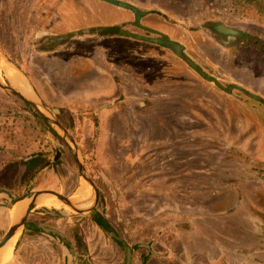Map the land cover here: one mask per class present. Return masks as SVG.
Returning a JSON list of instances; mask_svg holds the SVG:
<instances>
[{
	"label": "rangeland",
	"instance_id": "obj_1",
	"mask_svg": "<svg viewBox=\"0 0 264 264\" xmlns=\"http://www.w3.org/2000/svg\"><path fill=\"white\" fill-rule=\"evenodd\" d=\"M118 1L145 13L141 25L183 45L203 73L219 82L203 80L168 49L130 38L85 35L58 53L40 50L53 33L98 26L124 24L145 35L133 27L128 9L103 0H0V57L37 88L46 107L63 109L57 119L100 193L93 214L38 206L13 238L5 264H126L127 249H135L131 264H264V104L227 88L264 100V23L234 14L224 0ZM208 24L257 42L226 47L210 35ZM136 50L142 59L132 56ZM132 66L146 73L135 74ZM117 75L151 77L154 88L164 76V99L155 102L164 111L139 124V136L107 124V111L94 116L119 94L87 100L83 93L85 82L98 91L97 84L108 87L104 78ZM23 107L0 88V168L11 164L0 186L11 192L0 197V241L21 202L15 200L29 192H83L82 208L95 198L64 140L34 112L22 114ZM34 154L40 162L25 167L18 179ZM23 201L15 212L19 219L30 199ZM95 215L106 219L119 244L99 229Z\"/></svg>",
	"mask_w": 264,
	"mask_h": 264
},
{
	"label": "flooded vegetation",
	"instance_id": "obj_2",
	"mask_svg": "<svg viewBox=\"0 0 264 264\" xmlns=\"http://www.w3.org/2000/svg\"><path fill=\"white\" fill-rule=\"evenodd\" d=\"M132 13L135 18V20L133 21V27L142 30L145 33V35H139L137 31L135 32L127 31L125 27L126 25L124 24L111 25V26H98V27H93L87 30L77 31V32L53 33L51 37H47L43 39V41L40 43V50L47 54L52 55V54L58 53L59 50L62 47L66 46L74 37H83L85 35H90L92 37H98V38H111V37L130 38L132 39V41H137V42H141L146 45H149V46H156L161 49L165 48V49L172 51L169 47L164 46L163 44L164 40H169L166 37H164V33H160V31L156 29L148 28L140 24L141 20L146 15L145 13H143L142 11H138L139 13L138 17H137L136 12L132 11ZM221 27H226V26L212 25V24L207 25V30L210 33V35L221 45L231 48V47H239L240 45H245L247 42H250V41H256V39L252 38L246 33H242L241 31H238L230 27H226L228 28V31H224L221 29ZM181 46L183 47V45ZM183 52L185 54L184 47H183ZM140 54L141 53H138V51L136 50V52H134L132 56L133 57L139 56L142 59V55ZM177 57L180 58L179 56ZM189 66H191L198 74H200V77H202L203 80L209 81L213 83L214 85L218 84L219 82L218 78L212 77L210 79L208 75H206V73H203L202 68L196 65L194 62H193V65H189ZM137 67H139V69L144 68V66L142 65L137 66ZM137 67L132 66V69H136L135 74L138 73L140 75V73H146V71H139ZM64 71L66 72V70ZM87 72H89V70ZM150 73H151V70H150ZM96 78L97 76L93 77L92 82ZM150 78L151 77L138 76V75L124 76V77L117 75V78L115 76L114 77L112 76L111 78L107 77V78H104V80L107 81L108 87L100 83V84H97L98 91H95V90H92L94 86L90 87L89 85V83L91 82H88V83L85 82L88 85L84 86L83 93H87L88 95L86 96L87 100L90 99L89 96H91V98L99 97V96L100 97L102 96L104 98L106 97L109 98L112 94H115V93L119 94V96L113 100V105H111L112 101L110 104H107V103L101 104L99 106L98 111L94 112V116L96 115L98 116L99 113L102 111H107L109 112L107 114L109 116L107 119V124L117 125L118 127L120 126L128 127V129L132 131L134 135L139 136L141 133H136V131L141 132L139 124L142 125L145 120H151L152 119L151 117L164 111V110H161V109H164V107H161L162 104L161 105L155 104L157 100L164 99V76L160 77L162 81L157 82L155 88L152 86L153 79L149 80ZM33 88L35 91H37L36 90L37 88L34 85H33ZM227 88L229 91H231L232 88H236L240 91L243 90V89H240L239 87H234L233 85H230ZM153 89L155 91H152ZM21 101L23 102L25 107L26 106L28 107V110L25 107L22 108V114H24L25 112H28V114L31 115V112L32 113L34 112L36 117L39 116V114L36 112V110L31 105L27 104L23 100ZM59 111L61 115L63 112V109H59ZM102 124H104V122H102ZM100 125H101V122H100ZM121 136L124 137L123 135ZM40 158H41V155L39 154H34V155L29 156L26 159V161H24L23 166L20 167L22 171L18 173V179L24 178V173H25L24 168L25 167L35 169L36 164L40 162L41 160ZM10 165H5L3 168H0V186L3 185L2 184L3 182L4 183L7 182L11 175V169L9 167ZM4 194L6 196H9L11 192H9L7 189H4L2 186L0 187V197ZM99 198H100V193H99ZM98 202H99V199H98ZM2 208H3V204L0 203V210ZM95 210L96 208L94 209V211L91 212V214H93ZM92 219L103 233L109 235V237L116 244L120 243L119 241L120 239L118 235L113 231L112 227H110L111 229L110 233L104 231L103 228H101L102 222L106 220V219L104 220V217L95 215V216H92ZM130 250L132 252V260H131V263H132L135 249H130ZM126 263H127V252H126ZM145 263L146 261L144 260L143 264Z\"/></svg>",
	"mask_w": 264,
	"mask_h": 264
},
{
	"label": "water",
	"instance_id": "obj_3",
	"mask_svg": "<svg viewBox=\"0 0 264 264\" xmlns=\"http://www.w3.org/2000/svg\"><path fill=\"white\" fill-rule=\"evenodd\" d=\"M103 1H106V2L113 4L117 7H121V8H125L128 10L134 11V12H136L137 17L139 16V13H138L139 10L136 7H134L128 3H124V2L118 1V0H103ZM221 29L224 31H228V28H226V27H221ZM163 44H164V46L169 47L177 56H179L180 58L185 60L189 65H193L192 60L184 54L183 47L179 43L171 41V40H164ZM28 85L30 87L31 96L23 94L22 91L20 89H18L17 87L7 84L2 79V77L0 75V88L3 91L10 93V94L18 97L19 99L23 100L27 104L31 105L36 110V112L39 114V116L43 120H45L54 129V131L64 140V142L66 143L69 151L71 152V154H72V156H73V158H74V160L78 166L80 175L91 186L95 198L89 202L91 204V206L87 207V208L81 207V206H83L84 203L73 201L71 199L72 196H68L62 192H58V191H54V190H41V191L29 192L26 195H24L20 198H17L15 200V203L18 201H23L27 198L30 199V202L28 203L27 207H25V210H24L22 216L20 217V219L11 222L7 232L4 234V236L2 237V239L0 241V249H2L18 233H20V232L22 233L24 231L30 214L38 206L42 205L39 201L40 199L50 198V197L57 198V199L61 200L70 211H72L73 213L79 214V215L91 214V212L94 211V209L96 208V206L98 204V199H99V191H98L95 183L93 182V180L88 175L86 168L84 167L82 158L80 156L79 148L76 146V144H75L73 138L71 137L69 131L57 119V115L60 114L59 109L50 110L48 107H46L43 104V102L40 100L38 95L35 93L32 86L30 84H28ZM242 91L247 96H249L250 98L264 104V100L260 99L257 95L249 93L248 91H246L244 89ZM60 155H61V153L57 152L55 160H58ZM131 260H132V252L130 249H128L127 250V263L126 264H130Z\"/></svg>",
	"mask_w": 264,
	"mask_h": 264
},
{
	"label": "bare ground",
	"instance_id": "obj_4",
	"mask_svg": "<svg viewBox=\"0 0 264 264\" xmlns=\"http://www.w3.org/2000/svg\"><path fill=\"white\" fill-rule=\"evenodd\" d=\"M4 63V64H3ZM2 68H4V72L7 74V76L12 80V82H13V84L17 87V88H19V89H21V90H23V91H25V93L22 91V93L23 94H26V95H28V96H31V93H29V94H27L28 92H30L29 90H28V88H27V86H26V83L24 82V78H23V76H21L14 68L15 67H13V65L10 63V62H7V61H5V60H2V57L0 58V73H1V71H2ZM5 74V75H6ZM86 196L83 194V192H79V194H77V195H75L73 198H72V200L73 201H76V202H80V203H83L82 201H84L85 200V202H86ZM40 201V203L42 204V206H47V205H53L54 206V208L55 207H64L65 206V204L61 201V200H59V199H57V198H54V197H50V198H43V200H39ZM90 201V200H89ZM22 202H24V201H21V202H18V203H16L15 205H17V206H15L16 208H18L19 207V205H21V204H23ZM20 203V204H19ZM49 203V204H48ZM89 203V202H88ZM48 207V206H47ZM66 207V206H65ZM24 206H23V208H22V214H23V212H24ZM22 216V215H21ZM9 219L11 220V222L12 221H16L17 219H18V215H17V213H12V214H10V216H9ZM15 237V236H14ZM13 237V238H14ZM13 238L2 248V249H0V253L4 250V249H6V250H4L2 253H1V255H0V264H5V263H7L8 261H9V259H10V257H11V252H10V250L9 249H7V248H9V246H11V245H13V243H12V240H13Z\"/></svg>",
	"mask_w": 264,
	"mask_h": 264
},
{
	"label": "trees",
	"instance_id": "obj_5",
	"mask_svg": "<svg viewBox=\"0 0 264 264\" xmlns=\"http://www.w3.org/2000/svg\"><path fill=\"white\" fill-rule=\"evenodd\" d=\"M234 14L240 17L252 18L264 23V0H224ZM104 231L110 233V226L101 224ZM112 232V231H111Z\"/></svg>",
	"mask_w": 264,
	"mask_h": 264
},
{
	"label": "crops",
	"instance_id": "obj_6",
	"mask_svg": "<svg viewBox=\"0 0 264 264\" xmlns=\"http://www.w3.org/2000/svg\"><path fill=\"white\" fill-rule=\"evenodd\" d=\"M8 61H9V60H8ZM9 62H10V61H9ZM10 63H11V62H10ZM3 64H4V63H3ZM11 64H12V63H11ZM12 65H13V64H12ZM13 67H15V66L13 65ZM14 69H15L18 73L20 72L16 67H15ZM0 70H1V69H0ZM20 73H21V72H20ZM20 73H19V74H20ZM1 74H2L6 79L9 80V82H10V84H11L12 86H15V85L13 84L12 80H11V79L7 76V74L4 72V68H2ZM5 74H6V75H5ZM21 74H22V73H21ZM21 74H20V75H21ZM21 76H23L24 81H25V83H26V86H27L28 90L30 91V87H29V85H28V82H27L26 78L24 77L23 74H22ZM29 84H30V83H29ZM30 85H31V84H30ZM31 86H32V85H31ZM15 87H16V86H15ZM32 88H33V86H32ZM18 89H19V88H18ZM20 90H21V89H20ZM33 90H34V88H33ZM21 91H23V90H21ZM34 91H35V90H34ZM23 92L25 93V91H23ZM29 93H31V91L28 92L27 94H29ZM35 93H36V91H35ZM36 94H37V93H36ZM25 113H27V112H25ZM72 197H73V196H72ZM41 200H43V199H41ZM19 206H20V205H19ZM44 207H46V206H44ZM15 208H16V207H15ZM18 209H19V207H18L16 210H14V212H17V213H18V212H19ZM19 210H20V209H19ZM12 213H13V212H11L10 214H12ZM9 216H10V215H9ZM18 219H19V217H18ZM18 219H17V220H18ZM16 236H17V235H16ZM16 236H15V237H16ZM15 237H14V238H15ZM10 242H11V241H10ZM12 246H13V245L9 246V248H7V249H9V250H10V249L13 250V249H12V248H13ZM4 250H6V249H4ZM4 250H3V251H4ZM3 251H2V252H3ZM2 252H1V253H2ZM1 253H0V255H1ZM11 254H12V253H11ZM220 259H223L222 255H221Z\"/></svg>",
	"mask_w": 264,
	"mask_h": 264
}]
</instances>
